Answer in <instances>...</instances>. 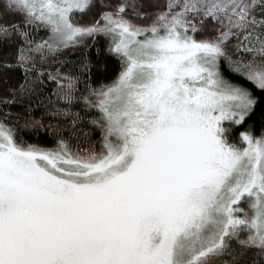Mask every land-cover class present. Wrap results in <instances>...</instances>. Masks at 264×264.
I'll return each instance as SVG.
<instances>
[{
	"label": "snow or ice",
	"instance_id": "snow-or-ice-1",
	"mask_svg": "<svg viewBox=\"0 0 264 264\" xmlns=\"http://www.w3.org/2000/svg\"><path fill=\"white\" fill-rule=\"evenodd\" d=\"M0 264H264V0H0Z\"/></svg>",
	"mask_w": 264,
	"mask_h": 264
}]
</instances>
